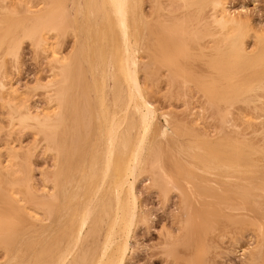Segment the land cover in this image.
Masks as SVG:
<instances>
[{
    "label": "rangeland",
    "instance_id": "374dc122",
    "mask_svg": "<svg viewBox=\"0 0 264 264\" xmlns=\"http://www.w3.org/2000/svg\"><path fill=\"white\" fill-rule=\"evenodd\" d=\"M216 2L235 24L216 22ZM96 8L0 0V264L72 258L66 243L94 193L102 89L113 103L102 66L122 82L113 42L84 25L98 21ZM136 12L154 147L142 152L125 264H264V0H140Z\"/></svg>",
    "mask_w": 264,
    "mask_h": 264
},
{
    "label": "bare ground",
    "instance_id": "6f19581e",
    "mask_svg": "<svg viewBox=\"0 0 264 264\" xmlns=\"http://www.w3.org/2000/svg\"><path fill=\"white\" fill-rule=\"evenodd\" d=\"M83 5L89 6L90 3ZM139 5L140 0H93V6L97 7L95 12L100 14V16H98V21L95 22L93 18L95 24H91L83 19V23L86 22L84 25L88 30V34L91 30L94 32V40H97L98 38V41L101 40L103 43H105L106 40L111 41V43L113 42L112 44L114 46L112 44L111 45L114 49L111 50L110 57H114L115 59L112 63H115L116 71L121 77L122 82H118L115 79L117 74H114V70L112 68V70H105L102 66L101 72L103 73V76L100 84H104L106 78L113 79L112 86L110 85L109 87V91H111L112 93H110L113 95V103L112 106L110 105V110L106 104V96L108 92L105 95V93H103V89L102 91L97 89L98 91H101V94L99 93V98H96L99 105V123L97 122V131L95 132L97 136L94 142V151L90 157L92 171L90 174L91 177L96 178L92 191V193H94L91 194V196L88 195L90 197H88V200L86 199L87 201L84 200L85 204L80 211V219H77L78 225H76L73 233L75 234V239L70 241L69 237H67L69 241H67V243L65 242L67 249L73 254L72 258L67 259L65 255H62L58 259L57 264H125L128 252V241L136 222L138 209V200L135 195L134 185L137 176L142 169L141 167L143 166L142 152L150 150L153 146L152 141L147 142V136L154 128L155 116V111L143 96L142 88L137 76L138 60L136 58L135 46L140 39L137 38L139 33L137 35H133L131 32L132 29L130 30L131 22H133L132 20H134L133 25H135L136 31L139 27L143 26L141 21L142 15L136 12V10L138 11ZM215 5V11H217V7L219 8L218 11L220 13V18L217 19L216 22H221L224 25H233L236 23L234 16L227 14L225 8L219 2H216ZM72 18L73 15L71 19ZM130 18H133L131 22ZM75 20L76 19H73L74 22ZM93 25H100L103 29L100 31L103 33L100 34V31H95L92 27ZM115 29L118 32V37L113 34ZM132 36L133 38H131ZM90 37H92V33ZM105 45L104 48H107ZM195 47L198 48V46ZM109 48L110 47H108L107 50ZM77 51H79V49ZM107 52H104V54ZM233 54L237 60L243 58L238 51ZM99 56V62L103 64L104 55L101 53ZM79 57L81 56L79 55ZM79 59L81 60V58ZM113 65L114 64H112V66ZM105 87L104 89H106ZM98 88L100 87L98 86ZM110 103L111 102H109V104ZM212 157H214V155H212ZM228 163L227 167H230ZM236 170H238L237 167ZM105 185L106 187H104ZM78 188V185H76L74 190H77ZM87 188L89 189V185ZM79 197L81 198V196ZM54 225L57 226L56 223ZM71 229L72 227L69 228V230ZM53 232H55V230ZM99 238H101V240H99ZM85 241H88L87 246H83V242ZM70 253L67 251L68 255H70Z\"/></svg>",
    "mask_w": 264,
    "mask_h": 264
}]
</instances>
